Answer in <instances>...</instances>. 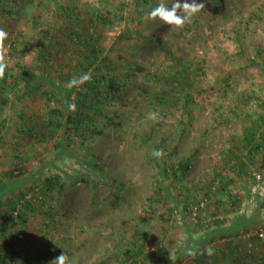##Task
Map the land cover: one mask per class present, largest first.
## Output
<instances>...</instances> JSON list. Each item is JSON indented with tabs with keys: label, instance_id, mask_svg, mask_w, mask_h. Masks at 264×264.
<instances>
[{
	"label": "rangeland",
	"instance_id": "1",
	"mask_svg": "<svg viewBox=\"0 0 264 264\" xmlns=\"http://www.w3.org/2000/svg\"><path fill=\"white\" fill-rule=\"evenodd\" d=\"M68 1L21 0L18 13L0 17L5 33L0 63L6 65L0 80L7 73L14 83L17 63L36 61L42 29L50 23L61 27L62 19L53 14L57 3ZM76 1L87 11V21L100 4L107 5ZM158 2L110 0V9L123 10L124 20L114 19L100 46L108 51L113 45V73L128 83L108 106L102 134L85 146L68 136L60 150L57 137L24 141L18 114L42 115L48 105L40 96L24 99L6 91L15 109L0 106V165L5 167L0 226L9 227L4 234L13 244L6 240L0 247L22 253L15 264H49L63 251L72 264H135L137 246L152 252L159 244L167 256L149 264H195L202 255L221 258L213 264H235L234 245L243 264H264V236L259 235L264 208L253 194L252 178L264 169V155L249 161L243 140L245 128L264 115V0H203L204 8L182 26L146 18ZM119 35L123 39L115 42ZM24 36L31 45L28 53L10 55ZM69 55H60L53 65L77 68L79 58ZM42 84L52 89L46 79ZM13 87L21 93L22 85ZM150 112L157 118H149ZM155 149L163 154L153 155ZM92 155L98 167L90 162ZM188 157L193 166L185 176L165 178L161 162L174 166ZM239 157L247 169L242 178L231 168ZM55 175L57 185L43 192L44 177ZM224 175L235 179L228 190L221 187ZM232 199L237 213L230 209ZM9 200L17 203L14 215L24 212L26 222L17 216L14 226L4 221ZM30 200L34 206H27ZM223 219V227L209 225Z\"/></svg>",
	"mask_w": 264,
	"mask_h": 264
},
{
	"label": "trees",
	"instance_id": "2",
	"mask_svg": "<svg viewBox=\"0 0 264 264\" xmlns=\"http://www.w3.org/2000/svg\"><path fill=\"white\" fill-rule=\"evenodd\" d=\"M20 1L0 0V17L18 13L19 11L16 6ZM99 1L100 3L106 2L107 5L100 4L106 9L99 5L94 10L92 18L89 21L86 19L87 11L83 6H80V1L70 0L65 4L57 3L54 12L56 16L53 14V17L62 19V25L61 27L55 28L53 27L54 24L50 23L49 26L42 29V37L36 43V61L31 65L19 61L17 63L18 74L13 76L14 83L8 82L9 75L7 73L1 76L0 106L11 104V108L15 109V106L5 96L6 91L14 92L19 98L24 99L26 97L40 96L45 99L46 105H48L46 113L42 115L28 114L25 112L18 114L19 121L22 125L19 124L17 126L20 136L24 141L31 142L35 140L44 142L57 137L55 149L60 150L64 147V137L77 138L80 140V144L85 146L87 141L102 134L103 131L100 126L106 119L107 108L120 99L121 92L125 89L128 82L126 77H119L113 73V63L110 59L113 45L108 51H105L100 46L105 31L113 24L114 19L121 18V20H124V11L120 9L113 11L110 9V0ZM217 1L219 0H216V3ZM0 30H2L1 21ZM123 37V35H119L115 39V42L121 41ZM22 38L24 41L20 40V43H14L12 45L10 55L25 56L28 53L31 45L25 36ZM67 53L70 54V57L76 55L79 58V66L77 68L69 66L67 71H64L62 67L56 68L53 65V60ZM84 73H90L91 79L78 86L68 87V81L70 79ZM44 79L52 84L51 90H45L43 88L42 83ZM60 84L63 87L60 88ZM17 85H22L21 93L18 92V89H14L13 86ZM52 103L53 105H51ZM262 128H264V115H259L253 122V125L246 127L243 133L244 144L248 147V160L251 162L255 160L257 155H264V129ZM258 132H261V135ZM231 154L233 156L235 155L234 152ZM91 158L90 162L98 167L97 158L94 155ZM231 162L233 163L231 168L233 169L234 176L243 177L247 172L245 167L246 163L240 157L239 162L236 163L237 165L233 161ZM80 163H83V159L80 160ZM161 164H163L161 166L165 178H174L177 180L185 176L193 166L192 157L180 160L174 166H167L166 161L161 162ZM103 168V166H99L98 169L103 172ZM18 170L22 171L23 169L19 168ZM10 173L12 172L9 171ZM64 174L70 177L68 173L65 172ZM43 176H45L44 173L39 177L42 179ZM226 177L220 180L222 190H228L230 185L235 182L234 177ZM44 179L42 191L49 193L57 185L60 178L58 175H55L52 177H44ZM28 205L31 206V203L28 202ZM187 207H189V203L184 205V209ZM6 208L9 209V214H4L3 219L8 224L14 226V216L20 218L22 222L27 221L24 212L14 215L17 212L16 202L9 200ZM230 209L233 213H237L239 210V206L234 199H232ZM30 210L35 212L32 207ZM249 221L247 220L248 223L246 224H253L252 222L254 220ZM225 222V219L215 220L209 225L223 227ZM8 228L5 224L0 226V244L6 243V240L10 244H13L9 237L4 234ZM235 248L237 249L234 245L230 249V252L235 257L233 261L238 260V262L235 261V264H243L241 255H239V252ZM134 251L135 264L137 262H140V264H149L152 259L164 260L167 256V251L161 244L152 252H147L143 245L137 246ZM22 258H24L22 253L16 250L15 247H0V264H15L22 260ZM219 258L217 256L208 257L202 255L196 258L195 264H213ZM24 260L27 261L28 258L25 257Z\"/></svg>",
	"mask_w": 264,
	"mask_h": 264
},
{
	"label": "clouds",
	"instance_id": "3",
	"mask_svg": "<svg viewBox=\"0 0 264 264\" xmlns=\"http://www.w3.org/2000/svg\"><path fill=\"white\" fill-rule=\"evenodd\" d=\"M204 8L203 0H171L169 4L168 0H159V2L145 13L146 18L164 22L167 25L182 26L191 21V18ZM5 35L3 30H0V38ZM6 65L0 63V74L5 70ZM91 79L90 73H84L80 76H74L68 81V87L78 86L85 81ZM149 118L156 119L157 114L154 112L149 113ZM163 154L162 149H155L153 155L160 156ZM212 248L209 246L207 252L212 254ZM49 264H72V260L63 251L60 255L55 256L49 261Z\"/></svg>",
	"mask_w": 264,
	"mask_h": 264
},
{
	"label": "built area",
	"instance_id": "4",
	"mask_svg": "<svg viewBox=\"0 0 264 264\" xmlns=\"http://www.w3.org/2000/svg\"><path fill=\"white\" fill-rule=\"evenodd\" d=\"M252 178L254 181L253 194L259 199L264 208V169L253 172ZM259 235L264 236V231H261Z\"/></svg>",
	"mask_w": 264,
	"mask_h": 264
},
{
	"label": "crops",
	"instance_id": "5",
	"mask_svg": "<svg viewBox=\"0 0 264 264\" xmlns=\"http://www.w3.org/2000/svg\"><path fill=\"white\" fill-rule=\"evenodd\" d=\"M222 124H225V122H223ZM217 132H218V131H217ZM231 137L234 138V136H232V135H231ZM229 140H231V138H230ZM15 141H16V140H15ZM14 143H15V142H14ZM6 153H7V152H6ZM7 154H8V153H7ZM7 154H6V155H7ZM10 154H11V155L13 154V155H14V158H17V157L19 156V155L17 156V153H16V152H11ZM262 157H264V156H262ZM4 172H5V167L3 168V167L0 165V179H1V177L4 176ZM4 177H5V176H4ZM241 178H242V177H241ZM2 184H4V183H1V182H0V186H1ZM5 187H7V186H5ZM29 202L31 203V205L34 206L33 201L30 200ZM34 210H35V212L37 211L36 208H35ZM35 212H34V213H35ZM27 219H28V217H27ZM225 223H226V222H225ZM224 226H225V224H224Z\"/></svg>",
	"mask_w": 264,
	"mask_h": 264
}]
</instances>
